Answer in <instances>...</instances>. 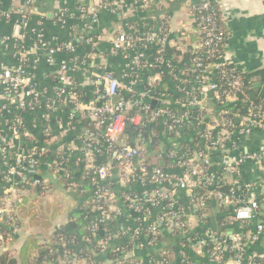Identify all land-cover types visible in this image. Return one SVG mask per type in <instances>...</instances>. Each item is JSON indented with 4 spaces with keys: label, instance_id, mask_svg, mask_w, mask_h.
<instances>
[{
    "label": "crops",
    "instance_id": "0c3cea01",
    "mask_svg": "<svg viewBox=\"0 0 264 264\" xmlns=\"http://www.w3.org/2000/svg\"><path fill=\"white\" fill-rule=\"evenodd\" d=\"M135 1L0 0V71L22 68L28 85L39 95L37 103L17 110L14 94L0 84V110L5 109V115H0V118L7 123L0 127V148L8 147L7 157L10 158L12 154L27 151L31 147L49 151L51 158L57 153L64 154L67 157L66 165L75 170L77 179L83 177V184L87 187L85 194L78 196L73 190H66L54 183L58 177L50 176V180H44L46 189L38 197L27 184L18 185L19 180L16 178L7 180L13 160L4 157L0 151V175L3 181L0 187V219L12 212L14 201L27 196L30 200L40 201L47 209L49 207L46 216L51 224L48 230H43L29 223L27 218L21 219L16 233L9 228L11 239L0 245V253L8 251L13 256L18 255L29 235L43 244L48 243L60 225L69 223L70 213L79 210L85 199L93 195L97 183L93 180L92 162L83 153V131L89 129L95 134H102V128L97 124L99 110L118 100L129 102L131 94L141 95L145 91H151L146 99L149 105L158 103L171 109L181 107L177 99L179 87L169 76L171 72L167 61L154 64L147 57L139 65L132 63V58L140 49L146 50L148 56L152 55L156 49L154 44L138 41L134 48H128L117 39L120 34L129 32V28H134L137 38H140L147 28H159L158 21L165 18L168 40L172 44L174 41L180 42L193 24L188 9V3L192 0H151L145 7L135 5ZM209 1L218 7L225 33L219 62L233 70L258 72L252 82L259 89V96L264 102V0ZM91 16L95 18L92 23ZM133 22L138 24V28L133 26ZM38 34L42 41L37 37ZM47 42H53L55 48L51 63L42 46ZM64 65L67 70L61 71ZM61 73L66 74V86L74 93L72 100L56 95L64 87ZM108 75L119 81L118 95L112 99L105 97ZM215 110L216 105L213 103L208 111L211 113ZM15 119L19 121L16 133L10 127ZM45 129L49 131L48 135ZM217 131L215 129L213 133ZM192 133L195 135L194 130ZM44 137L49 138L44 141ZM230 140L238 154L262 152L259 162L245 160L242 169L246 176L259 183L257 192L264 195V130H254L245 135L233 133ZM213 156L215 164L218 155ZM51 163L52 159L44 161L46 167ZM167 172L178 175L182 171L179 166H175ZM229 180L233 179L230 177ZM187 194L186 190L181 189L175 198L186 203ZM147 209L150 213L157 211L151 206ZM223 215L217 212L207 220V224L199 220V215L190 216L184 221L192 233H200L210 227H217L218 219ZM141 220V215L127 218L122 215L116 221V229L127 231L125 236L131 239L130 234ZM226 221H222L225 222V228L229 225L228 218ZM71 231L79 238L80 245L87 246L92 254L90 259H81L77 264H113L106 255L94 251L91 239L83 234L77 235L75 228H71ZM134 246L132 252L140 254V249ZM77 247L73 254L77 253ZM150 250L158 251V245ZM30 254L33 256L35 250L32 249Z\"/></svg>",
    "mask_w": 264,
    "mask_h": 264
},
{
    "label": "built area",
    "instance_id": "2783aa9c",
    "mask_svg": "<svg viewBox=\"0 0 264 264\" xmlns=\"http://www.w3.org/2000/svg\"><path fill=\"white\" fill-rule=\"evenodd\" d=\"M150 1L136 0L135 5L145 7ZM188 9L200 33L203 34L200 46L206 49V59L214 58L215 61L208 63L204 73L195 76L190 81L191 87H183L176 83L179 87L180 96L187 97L185 102L180 105L200 112L207 111V115H210L208 110L211 104L215 103L216 115L219 114L220 116L213 117L209 123H203L200 116L201 119L199 118L196 123L194 115L190 116L188 112L175 115L171 113V108L165 105H158L157 108L152 109L151 105L146 102L151 91H145L141 95L131 94L129 102L118 100L116 103H111L99 110L97 124L102 128V134H95L89 129L83 131V153L92 162L93 180L94 183H97L93 196L97 200L106 198L107 202L111 201L114 196L112 190L106 187L102 189V184L110 179H114L119 188L133 189L138 192L128 195L126 201L128 203L127 211L133 210L135 215H141L142 220L130 236H132L131 239L134 240L136 248L140 249L142 253L147 247L149 250L156 244L148 242L150 237L157 236L162 231L170 233L177 229L182 230L186 221H181V218L199 215L198 209L203 200L201 197H195V193L198 190H204L208 197L214 196L218 200L222 207L219 212L224 213L225 222L228 218L229 225H226L227 228H225V222H221L219 226L198 232V235L193 237L190 236L192 231L188 229L182 235L192 252L201 261L198 262L184 256L178 257L174 264H202V261L207 264H264V195L257 192L259 183L246 176L242 169L243 161L259 162L263 154L262 152L251 155L238 154L236 146L230 140L233 133L245 135L256 129L264 130V113L257 114L250 107L246 114L236 115L234 123L224 118L228 111L221 104L224 101H234L235 92L239 89L241 81L230 79L227 82L228 90L220 91L218 84L214 81V72L215 69L217 70L224 64L219 62L221 53L219 56H215V51L223 41V35L215 20L212 6L208 1L192 0L188 3ZM195 11L200 12L199 15L196 16ZM81 12L84 13V10ZM94 21L95 18L91 16L90 22ZM16 28L18 30V26ZM129 29V32L118 36V42L128 48H134L135 44L141 41L154 44L155 50H157V54L150 56L147 55L146 50H138L132 58L134 65H139L147 57L154 64L166 61L161 49L168 44L169 32L160 35L159 28H147L145 33L137 38L135 29ZM37 37L42 41L39 34ZM52 45L53 42L42 44L49 55V63L53 62L52 55L55 51ZM67 48L71 49L70 47ZM202 60L201 57H198V67L203 66ZM66 70L65 65L61 67V71ZM225 77L226 75L223 74L222 78ZM61 81L64 83V87L56 95L63 99L72 100L74 93L66 86L68 83L66 74L61 73ZM107 81L108 87L105 97L112 99L118 95L119 81L111 75L107 76ZM0 84L5 85L14 94L13 98L16 101L14 106L17 110L28 108L33 103L38 102V92L28 85L22 68L0 71ZM0 115H5L4 108L0 110ZM146 115H149L150 118L170 121V128H190L195 131V137L198 141L189 144L190 151L185 148L173 149V146L168 150L176 166L181 168V174H169L157 167L150 170L147 168L144 163L146 149L142 144L144 137L141 132H136V144L128 142L130 135L125 134V128L128 125L145 126ZM4 125L7 123L1 117L0 127ZM229 125L231 128H226ZM18 126L19 121L15 119L10 127L16 133ZM215 129L218 131L214 134ZM44 132L46 135L49 134L46 129ZM0 151L4 157L10 158V156L7 157L8 151L5 146H2ZM213 154L218 155L215 164L213 163ZM63 156L67 160L66 155L63 154ZM35 157L36 154L29 151L14 153L13 157L10 158L13 160V165L7 174V180L11 181L15 177L25 178L24 174H37V159ZM230 177L233 180L228 181ZM37 183L36 180L33 181L34 185ZM225 185L229 186L227 193L219 190L220 186ZM181 189L188 192L186 203L175 198L177 191ZM180 203H183V206H180ZM148 206L157 211L150 213L147 209ZM93 207L90 218L94 224L89 227L91 233L97 230L98 224H105L113 219L100 206L94 205ZM110 207L115 214H120L117 207ZM8 214L10 213L8 212ZM207 220L208 218L200 217V221L204 224H207ZM232 224L234 227L230 226ZM10 228L12 232L16 233V227L10 224ZM224 229H232V231L230 233L227 230L224 232ZM115 230L117 233L110 238L107 237V242L105 240L93 242L99 252L106 253L105 250L110 241L117 239L120 234L127 235V231H120L116 228ZM128 239L125 236L124 240L127 241ZM0 241H5L1 234ZM132 250L125 251L123 247L115 248V251H119L121 255L117 263L122 264L123 259L133 255ZM72 256L75 257L76 253L70 254L66 262L55 259L50 264H75V260L69 261V257ZM132 264H167V262L161 257L151 255Z\"/></svg>",
    "mask_w": 264,
    "mask_h": 264
},
{
    "label": "trees",
    "instance_id": "16d2710c",
    "mask_svg": "<svg viewBox=\"0 0 264 264\" xmlns=\"http://www.w3.org/2000/svg\"><path fill=\"white\" fill-rule=\"evenodd\" d=\"M200 1H208L211 4L215 20L217 21L219 30L222 32L223 41L216 48L217 51H215V56H219V54L222 53L223 42L225 38V33L222 30V22L219 9L213 2L209 0ZM199 13L200 12L195 11L194 14L197 16L199 15ZM158 23L160 35L168 32V24L165 18L160 19ZM137 25L138 24L133 22L134 27H137ZM202 38L203 34L200 33L196 22L193 21L191 29L184 33L183 38H181L180 42L174 41V44H172L170 43V40L169 43L161 49L167 63L169 64V71L171 72L169 76L174 80L175 83L180 84L183 87H191L190 81H192L195 76L202 75L204 73L206 65L215 61L214 58L206 59V49L200 46ZM155 54H157V50L152 53V55ZM198 57H201L203 59L202 67L197 66ZM214 73V81L218 84L220 91L228 90L227 82L230 79H239L241 81L239 89L235 92L234 101H224L221 104L228 111V113L224 115V118L226 120H231L234 123L236 118L235 116L246 114L250 107H252L257 114L261 115L262 113H264V102L259 96V89L255 88L252 82V78L256 74H259L258 72L233 70L228 65H222L217 70L215 69ZM223 74L226 75L225 78H222ZM186 98L187 97H181L180 94L177 96L178 101H180L181 103H184ZM158 105V103H151L152 109L157 108ZM42 106L45 107L44 105ZM170 111L175 115L188 112V115H194L196 123L199 120L200 116L202 117L203 123H209L213 119V117L217 118L220 116L219 114L216 115V111H212L211 114L209 113L211 116H207V111L200 112L198 110L185 107H180L179 109H171ZM170 126V121H166L161 118H150L149 115H146L145 126L134 127L128 125L125 128V134L130 135V139L128 140V142H131L133 144L135 143L136 132L142 133L144 137L142 144L146 149L144 163L147 165V168L149 170L154 167H157L165 172L172 169L176 166V163L168 151L171 146H173V149L185 148L190 151L191 149L189 144L198 141L195 135H193L192 133L193 130H191L190 128H170ZM226 128L229 129L231 127L229 125L226 126ZM48 138L49 137H44L43 139H45L44 141H46ZM6 148L8 151V147ZM28 149L29 150L27 151L36 154L35 158L37 159V174H24L25 178L15 177L17 180H19L18 185L27 184L32 188V192L40 197L46 189L44 180H50V176H52V178L58 177V179H56L54 183H58L62 188L66 190H73L78 196L85 194L87 187L83 184V177H78L77 179L75 170L66 165V160L63 154L57 153L54 157L51 158V154L47 150L37 147H31ZM49 159H52V163L50 166L46 167L44 161ZM161 162L162 164H160ZM1 177L2 175H0V187L3 184V181H1ZM34 180L38 182L36 185L33 184ZM130 185L132 186L133 184L131 183ZM102 186V189L106 187L112 190L114 196L111 201L107 202L106 198L97 200V198L93 195L88 196L85 199L86 202L82 204L79 210L70 213L68 219L69 223L67 225H60L58 229H56L52 233V238L48 243L43 244L39 242V240L33 235H29L25 238L18 255L13 256L8 251L1 252L0 264H50L51 261H55V259L66 262V260H68V256L74 253L73 251H75V247L77 246L76 256L69 257V261L72 262L76 258L75 264H77V262H80L81 259H90V256L92 254L89 251V248H87V246L85 245H80L79 238L72 233L71 228H75L77 230V235L80 236L83 234L88 239H91L92 244L97 240H105L107 242V237L110 238V236L117 233V231L115 230V228H117L116 223L122 217L124 212L127 211L128 203L126 201V197L132 193H138L133 189L119 188L114 179L105 181ZM228 189L229 186L226 185L219 187V190L223 193H227ZM196 196L201 197L203 200L198 209L199 216L203 219L204 217L205 219L213 217L222 209V207L219 205L218 200H216L214 196L208 197L204 190H198L195 193V197ZM94 205L100 206L113 219H111V221L109 222H106L105 224H98L97 230L94 233H91L89 231V227L94 223L93 221H91L90 217ZM179 205L183 206V203H180ZM110 206L117 207L120 214H115L111 210ZM11 210L12 212L10 211V214H5V216H2V219H0V234L4 237L5 241L7 239H11L12 234L9 231L10 224H12V226L14 227H17L19 225V221L24 218H27L29 223H31L32 225L41 227L43 230H48V228L51 227L50 219L48 218V216H46L47 211H49V207L47 209L45 205H41L40 201H37L36 199L30 200L27 196H22L19 200L14 201L11 206ZM56 211L57 209H55V212ZM131 215L133 214L127 213L123 216L127 218L131 217ZM223 220L224 217H220L218 219L217 225L219 226V223H221ZM181 221H184V218H181ZM141 230L144 234L142 228ZM186 231H188L187 225H185L184 229L182 230L177 229L170 233L162 231L161 234L150 237L148 242H151L152 244L156 243L154 246L158 245V251H151L150 249L148 250L147 247L144 252L140 254H133L123 259L124 261L122 262V264H132L135 261H141L144 257L148 258L151 255L161 257L163 260H165V262H167V264H174L176 263L178 257L184 256L190 259H194L198 262L201 261V259L197 258L195 253L192 252L189 244H187L186 240L184 239L185 237L182 234ZM196 235H198V232L192 233L190 236L193 237ZM124 239L125 235L120 234L117 239H115L114 241H110L107 245V249L105 250L106 253L103 254L97 252L99 251V249L96 245L93 246V249L100 255H106L105 257L111 260L114 264L119 258H121L119 251H115V248L123 247L125 251H130L133 249L135 243L134 240L128 239L126 241ZM5 241H0V245L5 243ZM32 249L35 250V254L33 256H31L30 254V251ZM202 264L207 263L202 261Z\"/></svg>",
    "mask_w": 264,
    "mask_h": 264
},
{
    "label": "water",
    "instance_id": "95a60500",
    "mask_svg": "<svg viewBox=\"0 0 264 264\" xmlns=\"http://www.w3.org/2000/svg\"><path fill=\"white\" fill-rule=\"evenodd\" d=\"M254 86H255V85H254ZM256 86H257V85H256ZM207 116H209V115H207ZM160 164H162V162H161ZM128 212L131 213V214H133V215H135V212H134L133 210L125 211L123 215H126ZM226 230H227L228 232H231V231H232V229H226Z\"/></svg>",
    "mask_w": 264,
    "mask_h": 264
}]
</instances>
